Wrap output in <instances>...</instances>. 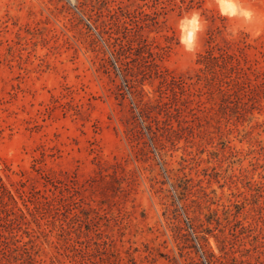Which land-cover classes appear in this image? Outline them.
I'll use <instances>...</instances> for the list:
<instances>
[{
    "label": "rangeland",
    "instance_id": "rangeland-1",
    "mask_svg": "<svg viewBox=\"0 0 264 264\" xmlns=\"http://www.w3.org/2000/svg\"><path fill=\"white\" fill-rule=\"evenodd\" d=\"M238 3L0 0V264H264V0Z\"/></svg>",
    "mask_w": 264,
    "mask_h": 264
},
{
    "label": "clouds",
    "instance_id": "clouds-1",
    "mask_svg": "<svg viewBox=\"0 0 264 264\" xmlns=\"http://www.w3.org/2000/svg\"><path fill=\"white\" fill-rule=\"evenodd\" d=\"M220 14L226 17H234L237 14L248 18L250 12L241 9L238 0H214ZM180 31V43L185 50L195 54L199 47L200 34L206 31V22L202 21L198 11H193L190 15L183 16L178 22Z\"/></svg>",
    "mask_w": 264,
    "mask_h": 264
}]
</instances>
